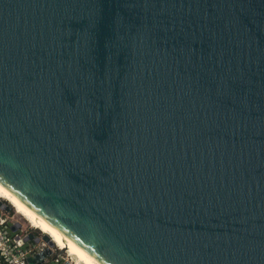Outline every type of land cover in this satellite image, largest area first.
Instances as JSON below:
<instances>
[{
	"label": "water",
	"instance_id": "obj_1",
	"mask_svg": "<svg viewBox=\"0 0 264 264\" xmlns=\"http://www.w3.org/2000/svg\"><path fill=\"white\" fill-rule=\"evenodd\" d=\"M0 185L98 264H264V0H0Z\"/></svg>",
	"mask_w": 264,
	"mask_h": 264
},
{
	"label": "built area",
	"instance_id": "obj_2",
	"mask_svg": "<svg viewBox=\"0 0 264 264\" xmlns=\"http://www.w3.org/2000/svg\"><path fill=\"white\" fill-rule=\"evenodd\" d=\"M19 230L20 228L17 229L15 226L7 229L5 220H0V257L6 264H29V258H33L46 248L49 249L50 254L41 261V264H64L63 261L72 264L67 258L61 261L60 253H66L65 250L57 248L56 251L54 245H47L41 237H37L39 242L36 244L32 240L25 241L27 235L31 233L25 232L20 235L17 232Z\"/></svg>",
	"mask_w": 264,
	"mask_h": 264
},
{
	"label": "bare ground",
	"instance_id": "obj_3",
	"mask_svg": "<svg viewBox=\"0 0 264 264\" xmlns=\"http://www.w3.org/2000/svg\"><path fill=\"white\" fill-rule=\"evenodd\" d=\"M0 201L7 202L8 205L30 225V227L37 229L43 235H46L49 238L50 243L58 249L65 250L67 256H72L74 260L71 257H68V260L72 264H98L69 240L50 228L35 212L2 185H0Z\"/></svg>",
	"mask_w": 264,
	"mask_h": 264
},
{
	"label": "rangeland",
	"instance_id": "obj_4",
	"mask_svg": "<svg viewBox=\"0 0 264 264\" xmlns=\"http://www.w3.org/2000/svg\"><path fill=\"white\" fill-rule=\"evenodd\" d=\"M7 207H9V209H6ZM0 220H5L7 229H8V227H10V229H11V226H15V228H17V229L20 228V230L17 231L18 234H20V235L25 234V232H28V233L30 232L34 236V238H37V237L42 238V236H43L39 230L30 227V225L20 215H18L5 201H1V204H0ZM31 243H33V242H31ZM34 244H36V243H34ZM54 249L57 251L56 246H54ZM68 257L72 258V256H67L66 253H64V252L60 253L61 261L65 260L66 258L68 260ZM63 262H65V261H63Z\"/></svg>",
	"mask_w": 264,
	"mask_h": 264
},
{
	"label": "trees",
	"instance_id": "obj_5",
	"mask_svg": "<svg viewBox=\"0 0 264 264\" xmlns=\"http://www.w3.org/2000/svg\"><path fill=\"white\" fill-rule=\"evenodd\" d=\"M0 264H6V263L2 260L1 257H0Z\"/></svg>",
	"mask_w": 264,
	"mask_h": 264
}]
</instances>
